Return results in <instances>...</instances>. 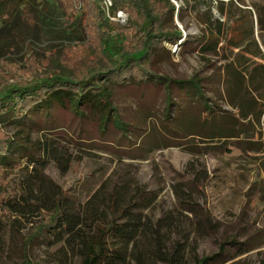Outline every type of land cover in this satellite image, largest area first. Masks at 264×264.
I'll use <instances>...</instances> for the list:
<instances>
[{
	"label": "rangeland",
	"instance_id": "374dc122",
	"mask_svg": "<svg viewBox=\"0 0 264 264\" xmlns=\"http://www.w3.org/2000/svg\"><path fill=\"white\" fill-rule=\"evenodd\" d=\"M171 1L169 24L200 38L166 41L155 67L164 76H200L213 115L236 136L212 139L209 123L194 119L192 131L202 135L164 137V90L153 97L119 88L114 109L138 122L137 136L113 126L101 140L88 119L60 107L22 121L0 118V131L17 142L9 156L19 165L3 177L27 172L25 185L43 206L63 194L60 204L85 218V237L111 218L109 202L141 217L125 264H196L209 256H216L211 264H264V0ZM92 24L80 5L67 11L58 0H22L6 15L0 3V96L102 61ZM174 103L169 121L180 127L178 113L193 102ZM10 158L0 154L1 166L8 169ZM36 214L0 220V264H83L82 238H34ZM231 237L238 244L225 243ZM109 240L121 250L116 237Z\"/></svg>",
	"mask_w": 264,
	"mask_h": 264
},
{
	"label": "trees",
	"instance_id": "16d2710c",
	"mask_svg": "<svg viewBox=\"0 0 264 264\" xmlns=\"http://www.w3.org/2000/svg\"><path fill=\"white\" fill-rule=\"evenodd\" d=\"M21 1L0 0L3 4V13L12 14ZM58 1L67 11H70L73 5H80L84 15L93 21L91 28L97 31L94 35L98 38L97 49L102 53L103 59L82 66L81 72L75 77L70 78L55 73L47 80L12 89L6 95L0 96L1 119L13 117L22 121L31 112L35 113L41 109L51 111L55 107H60L71 109L78 116L88 119L95 126V134L101 140L107 138L113 126L123 131L125 136L129 134L137 136L141 131L138 122L126 121L119 112L115 111L113 106L115 94L119 88H129L138 96L156 97L162 89L165 102L162 120L164 137L179 140L184 137L185 131L190 135H202L198 131H192L194 119H199L202 124L209 123L211 130L209 137L212 139L236 136L233 133H225L217 115H213L215 111L203 93V79L200 76L174 78L161 75L155 67L159 50L165 48L166 41L173 45L182 41L180 45H183L184 41L194 42L200 38L191 34L184 38L177 27L169 24L176 11L171 0H111V16L116 17L120 10H125L130 16L131 24H122L110 18L103 6V0ZM134 31H138L140 35L138 39L131 36ZM204 43L206 48L211 44L208 41ZM176 97L179 100L189 98L193 102L185 111L181 109L182 112L178 113L180 127L169 121ZM260 106V114H262L264 92L261 93ZM240 109L242 115L246 117L243 107ZM15 144H17L15 139L0 131V154L7 159L10 158L11 148ZM13 160L10 158L6 164L8 169L0 164V177H2L0 220L11 218L14 213L19 215L37 213L33 221L36 230L35 239L44 237L47 233H56L61 240L65 235L75 240L82 238L83 264L126 263L125 254L129 253V248L138 241L141 234V217L132 218V213L127 208L122 209L116 202H109L107 206L111 218L106 223H96V233L92 237H85L81 234V226L85 218L82 213L60 204L65 198L63 194L55 204L43 206L34 201L25 185L27 172L21 170L18 175L3 177L6 170L19 166ZM119 220L125 221L119 223ZM110 235L116 237L117 245L121 250H114L111 246ZM225 243L238 244L233 237L227 239ZM215 259L216 256L203 257L197 259L196 264H211ZM136 261L137 264L141 262L139 258Z\"/></svg>",
	"mask_w": 264,
	"mask_h": 264
},
{
	"label": "built area",
	"instance_id": "2783aa9c",
	"mask_svg": "<svg viewBox=\"0 0 264 264\" xmlns=\"http://www.w3.org/2000/svg\"><path fill=\"white\" fill-rule=\"evenodd\" d=\"M103 6L107 12V15L116 20V21H119L120 23L122 24H129L130 22V16L129 14L125 11V10H120L118 13H117V16L116 17H112L111 14H110V7L112 6V1L111 0H103Z\"/></svg>",
	"mask_w": 264,
	"mask_h": 264
}]
</instances>
